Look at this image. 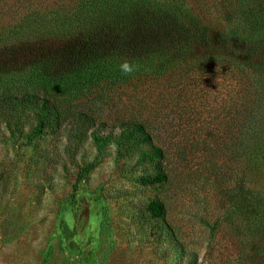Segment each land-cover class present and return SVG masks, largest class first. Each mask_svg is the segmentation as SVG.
<instances>
[{
    "label": "rangeland",
    "instance_id": "rangeland-1",
    "mask_svg": "<svg viewBox=\"0 0 264 264\" xmlns=\"http://www.w3.org/2000/svg\"><path fill=\"white\" fill-rule=\"evenodd\" d=\"M73 3L0 0V26L6 31L30 10ZM206 23L215 27L209 18ZM237 34H212L213 51L240 55L244 34ZM14 59L8 45L0 48V65H14ZM167 77L101 81L58 99L65 114L89 113L95 125L105 124L103 131L118 122L143 123L168 155L162 183L139 182L156 167L137 166V152L117 160L112 146L97 153L89 138L76 147L62 133L27 141L25 118L17 125L21 132L11 136L0 116V264H264V240L233 202L241 174L242 191L260 183L240 171L230 153L222 154L217 137H206V128L218 134L215 121L205 123L208 107H199L196 116L185 114L189 122L177 120L184 105L177 99L189 89L183 77ZM209 79V84L200 79L197 89L201 96L207 90L210 100L219 85L216 76ZM91 163L94 168L75 184L78 168ZM155 199L162 204L160 219L146 210ZM238 200L248 205L244 197Z\"/></svg>",
    "mask_w": 264,
    "mask_h": 264
},
{
    "label": "trees",
    "instance_id": "trees-1",
    "mask_svg": "<svg viewBox=\"0 0 264 264\" xmlns=\"http://www.w3.org/2000/svg\"><path fill=\"white\" fill-rule=\"evenodd\" d=\"M208 18L215 27L208 26ZM3 29L0 48L8 45L15 58L14 65H0V116L11 136L21 132L17 125L25 118L27 141L62 133L76 147L89 138L97 153L112 146L117 160L137 152V166L153 162L156 167L153 176H142L139 182L162 183L168 155L143 123L118 122L103 131L105 124L95 125L89 113L65 114L58 99L127 77L119 70L125 60L138 66L130 76L183 77L181 84L189 93L177 99L184 104L177 120L189 122L185 114L196 116L199 107L209 108L205 123L215 121L221 138L208 128L206 137H217L222 154L230 153L235 166L260 183L258 189L242 191L241 174L233 202L245 210V224L264 240V0H74L72 6L30 10ZM239 32L245 43L240 55L213 51L212 34L226 38ZM213 76L219 86L209 100L207 90L198 95L202 90L197 83L203 78L209 84ZM212 105L215 115L208 113ZM94 166L78 168L75 184ZM241 196L248 205L239 202ZM146 210L153 219L163 216L156 199Z\"/></svg>",
    "mask_w": 264,
    "mask_h": 264
},
{
    "label": "clouds",
    "instance_id": "clouds-1",
    "mask_svg": "<svg viewBox=\"0 0 264 264\" xmlns=\"http://www.w3.org/2000/svg\"><path fill=\"white\" fill-rule=\"evenodd\" d=\"M120 72L125 76H130L133 72L138 70V66L125 60L119 65Z\"/></svg>",
    "mask_w": 264,
    "mask_h": 264
}]
</instances>
